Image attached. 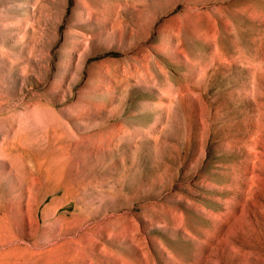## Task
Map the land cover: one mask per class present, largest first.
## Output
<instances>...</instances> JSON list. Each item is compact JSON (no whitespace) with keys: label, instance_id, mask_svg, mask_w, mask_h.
<instances>
[{"label":"rangeland","instance_id":"374dc122","mask_svg":"<svg viewBox=\"0 0 264 264\" xmlns=\"http://www.w3.org/2000/svg\"><path fill=\"white\" fill-rule=\"evenodd\" d=\"M0 264H264V0H0Z\"/></svg>","mask_w":264,"mask_h":264}]
</instances>
